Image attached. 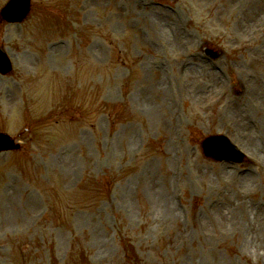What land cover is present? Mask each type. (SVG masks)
<instances>
[{
	"label": "rangeland",
	"instance_id": "rangeland-1",
	"mask_svg": "<svg viewBox=\"0 0 264 264\" xmlns=\"http://www.w3.org/2000/svg\"><path fill=\"white\" fill-rule=\"evenodd\" d=\"M32 12L0 24V264H264V0Z\"/></svg>",
	"mask_w": 264,
	"mask_h": 264
},
{
	"label": "water",
	"instance_id": "water-1",
	"mask_svg": "<svg viewBox=\"0 0 264 264\" xmlns=\"http://www.w3.org/2000/svg\"><path fill=\"white\" fill-rule=\"evenodd\" d=\"M29 0H13L3 11V16H7L6 18L8 20L14 21L13 17H22L25 10L28 7ZM5 138L0 137V145H3ZM227 148V149H223ZM205 152L207 154L213 155V156H221L219 158H232L230 157L232 154L228 147L223 143L221 139H215L214 141H210L205 144L204 146ZM228 150V151H227ZM229 152V155H228ZM235 159H238L237 156H235Z\"/></svg>",
	"mask_w": 264,
	"mask_h": 264
},
{
	"label": "bare ground",
	"instance_id": "bare-ground-1",
	"mask_svg": "<svg viewBox=\"0 0 264 264\" xmlns=\"http://www.w3.org/2000/svg\"><path fill=\"white\" fill-rule=\"evenodd\" d=\"M249 110H252V106L248 105ZM260 147V146H259ZM262 148V147H261ZM7 211V210H6Z\"/></svg>",
	"mask_w": 264,
	"mask_h": 264
}]
</instances>
